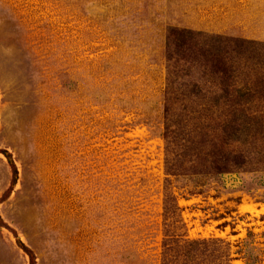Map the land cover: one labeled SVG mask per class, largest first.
<instances>
[{"label":"rangeland","instance_id":"374dc122","mask_svg":"<svg viewBox=\"0 0 264 264\" xmlns=\"http://www.w3.org/2000/svg\"><path fill=\"white\" fill-rule=\"evenodd\" d=\"M171 27L264 42V0H0V264H161L166 191L264 264L263 171L166 172Z\"/></svg>","mask_w":264,"mask_h":264},{"label":"trees","instance_id":"16d2710c","mask_svg":"<svg viewBox=\"0 0 264 264\" xmlns=\"http://www.w3.org/2000/svg\"><path fill=\"white\" fill-rule=\"evenodd\" d=\"M166 68L161 136L167 174L197 176L196 182L264 172V42L171 27ZM163 210L161 264H232L224 239L187 237L182 209L168 191ZM245 261L260 263L256 255Z\"/></svg>","mask_w":264,"mask_h":264}]
</instances>
